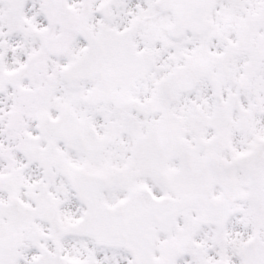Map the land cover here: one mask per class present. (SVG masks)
<instances>
[{
  "label": "snow or ice",
  "instance_id": "snow-or-ice-1",
  "mask_svg": "<svg viewBox=\"0 0 264 264\" xmlns=\"http://www.w3.org/2000/svg\"><path fill=\"white\" fill-rule=\"evenodd\" d=\"M0 264H264V0H0Z\"/></svg>",
  "mask_w": 264,
  "mask_h": 264
}]
</instances>
